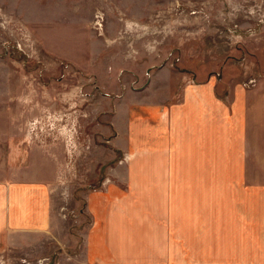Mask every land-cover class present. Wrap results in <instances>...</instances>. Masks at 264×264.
Wrapping results in <instances>:
<instances>
[{
	"label": "rangeland",
	"instance_id": "1",
	"mask_svg": "<svg viewBox=\"0 0 264 264\" xmlns=\"http://www.w3.org/2000/svg\"><path fill=\"white\" fill-rule=\"evenodd\" d=\"M166 67L178 90L183 77L214 78L220 97L234 84L255 89L264 0H0V109L12 111L0 147L33 172L45 149L57 181L50 237L25 238L0 264H85V196L130 160L111 144L116 99L142 96Z\"/></svg>",
	"mask_w": 264,
	"mask_h": 264
},
{
	"label": "crops",
	"instance_id": "2",
	"mask_svg": "<svg viewBox=\"0 0 264 264\" xmlns=\"http://www.w3.org/2000/svg\"><path fill=\"white\" fill-rule=\"evenodd\" d=\"M167 69L116 99L111 144L130 160L85 196V264H264V75L220 97L214 78L178 90ZM1 148L0 254L52 234L57 183L45 149L33 172Z\"/></svg>",
	"mask_w": 264,
	"mask_h": 264
},
{
	"label": "bare ground",
	"instance_id": "3",
	"mask_svg": "<svg viewBox=\"0 0 264 264\" xmlns=\"http://www.w3.org/2000/svg\"><path fill=\"white\" fill-rule=\"evenodd\" d=\"M99 27H102V26L99 24Z\"/></svg>",
	"mask_w": 264,
	"mask_h": 264
}]
</instances>
